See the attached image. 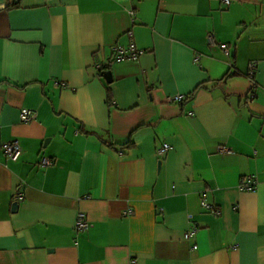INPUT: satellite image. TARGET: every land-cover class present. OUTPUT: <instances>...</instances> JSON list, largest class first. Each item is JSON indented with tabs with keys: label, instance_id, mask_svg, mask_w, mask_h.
<instances>
[{
	"label": "crops",
	"instance_id": "0c3cea01",
	"mask_svg": "<svg viewBox=\"0 0 264 264\" xmlns=\"http://www.w3.org/2000/svg\"><path fill=\"white\" fill-rule=\"evenodd\" d=\"M0 264H264V0H0Z\"/></svg>",
	"mask_w": 264,
	"mask_h": 264
},
{
	"label": "built area",
	"instance_id": "2783aa9c",
	"mask_svg": "<svg viewBox=\"0 0 264 264\" xmlns=\"http://www.w3.org/2000/svg\"><path fill=\"white\" fill-rule=\"evenodd\" d=\"M223 4L228 6L230 4V0H221ZM206 44L211 48H218L226 57L232 56V50L225 44H218L215 40V36L211 33L206 35ZM143 54V51L136 48L134 43H130L127 47H115L113 50V57L111 62L108 65H117L127 62H137L139 57ZM197 60V58L195 59ZM231 67V65H229ZM256 71V63L252 62L248 65L247 69V77L252 78ZM55 85L58 83L55 82ZM184 100L182 95H175L171 97H166L165 102L168 104H180ZM36 118V111L32 109H21L19 112V120L22 123H28L33 121ZM169 146L167 144L161 145L157 151V157H163L167 151L169 150ZM2 152L5 158L9 161H16L21 155V148L17 140H13L10 142H6L2 144ZM220 153H230L227 149H220ZM53 164V161L49 158L43 157L40 161L41 167H49ZM258 181L253 176H243L239 179L237 184V189L240 192H250L253 193L256 190ZM205 193H202L200 198L201 207L213 215H218L217 209H215L212 205L205 202ZM16 202H20L23 200L22 195L17 194L14 196ZM125 215H130L131 211L128 210ZM89 223L85 219L84 214H78L77 222L75 226V230L78 232H87L89 230ZM196 232L195 227H191L184 235L186 240H190L194 237ZM196 247L193 246L192 249Z\"/></svg>",
	"mask_w": 264,
	"mask_h": 264
},
{
	"label": "water",
	"instance_id": "95a60500",
	"mask_svg": "<svg viewBox=\"0 0 264 264\" xmlns=\"http://www.w3.org/2000/svg\"><path fill=\"white\" fill-rule=\"evenodd\" d=\"M105 80L107 83H110L111 82V75L110 74H106L105 75Z\"/></svg>",
	"mask_w": 264,
	"mask_h": 264
}]
</instances>
